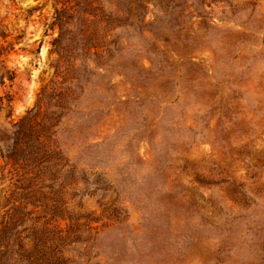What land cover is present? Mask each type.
<instances>
[{"label":"rangeland","instance_id":"obj_1","mask_svg":"<svg viewBox=\"0 0 264 264\" xmlns=\"http://www.w3.org/2000/svg\"><path fill=\"white\" fill-rule=\"evenodd\" d=\"M80 2L59 59L53 2L0 0V127L46 88L64 264H264V0Z\"/></svg>","mask_w":264,"mask_h":264},{"label":"trees","instance_id":"obj_2","mask_svg":"<svg viewBox=\"0 0 264 264\" xmlns=\"http://www.w3.org/2000/svg\"><path fill=\"white\" fill-rule=\"evenodd\" d=\"M54 5L52 26H58L55 40L59 59L66 58L59 43L66 28L74 22H86L91 15L84 10L86 2L80 0H51ZM61 5V9L58 6ZM13 45L0 46V86L13 82L14 70L5 66ZM62 52L65 53L62 56ZM44 88L36 106L25 117L10 126L0 127V158L4 165L0 171V186L9 185L0 192V264H64L61 247L65 237L51 219L64 212L57 207L63 187L56 186L59 173L65 168L56 140V123L47 122L42 113ZM60 200V199H59ZM50 202H53L52 205ZM56 203V204H55ZM50 217L49 220H41Z\"/></svg>","mask_w":264,"mask_h":264}]
</instances>
